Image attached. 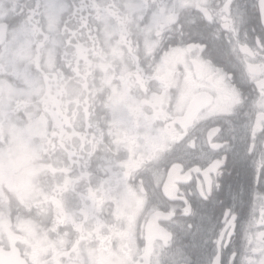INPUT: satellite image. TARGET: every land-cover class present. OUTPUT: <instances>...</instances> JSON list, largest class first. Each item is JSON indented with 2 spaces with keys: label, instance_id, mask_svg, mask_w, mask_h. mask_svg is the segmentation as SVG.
I'll use <instances>...</instances> for the list:
<instances>
[{
  "label": "snow or ice",
  "instance_id": "snow-or-ice-1",
  "mask_svg": "<svg viewBox=\"0 0 264 264\" xmlns=\"http://www.w3.org/2000/svg\"><path fill=\"white\" fill-rule=\"evenodd\" d=\"M0 264H264V0H0Z\"/></svg>",
  "mask_w": 264,
  "mask_h": 264
}]
</instances>
